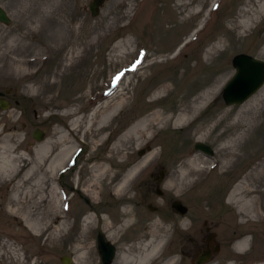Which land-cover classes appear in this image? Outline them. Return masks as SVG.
<instances>
[{
    "label": "rangeland",
    "instance_id": "374dc122",
    "mask_svg": "<svg viewBox=\"0 0 264 264\" xmlns=\"http://www.w3.org/2000/svg\"><path fill=\"white\" fill-rule=\"evenodd\" d=\"M177 1L106 0L98 15L92 16L89 8L92 0H0L11 20L8 25L0 22V94H3L0 98L10 103L7 110H0V149L9 142L18 147L17 154L32 157L43 141H58L59 133L67 134V138L61 144L56 143L55 151L61 146L72 147L69 161L53 173L44 171L39 186L32 179L40 172L30 179L24 178L25 170L3 177L6 182L0 185V264H62L63 257L70 258L71 264H98L101 259L98 232L104 236L115 233L109 239L119 248L115 264H135L124 263L122 257L141 253V243L150 234L156 240H165L164 252L154 264H161L170 256L175 264H195L206 238L211 235H215L212 247L218 252L206 264H255L259 256L264 258V211L258 214L259 221L239 224L241 221L233 219L234 211L226 204L234 177L243 164L246 171L264 158V102L259 106L256 127L250 130L246 140L248 164L239 160L229 173L220 174V168L216 167L210 173L185 181L177 173L190 154L202 152L196 150L197 143L212 149L213 153L206 158L218 159L217 135L221 128L206 135L203 127L212 125L216 115L229 109L235 112L240 106L226 105L223 91L236 72L232 64L236 55L246 54L264 61L261 56L264 18L254 22L246 34H240L235 28L239 21L237 11L247 0H221L215 7L205 9L202 24L196 30L197 25L188 20L187 13L178 14L174 10ZM105 17L114 24L84 60L78 62L75 57L64 62L63 55L67 57L68 52L53 54L54 37L58 35L53 26L55 21L78 31L82 26H95ZM187 39L191 41L184 44ZM127 40L132 47L122 56H115L116 46ZM22 45H31L32 53L10 52ZM177 48L180 50L174 54ZM32 59L37 64L26 65ZM142 59H145L143 69L122 83L120 94L125 96L126 105L119 118L102 135L89 134L83 128L71 133L67 126L70 127L73 118L64 116L66 112L84 118L83 127L85 118L100 105L99 101L112 94L116 75ZM12 60L23 63L21 69L7 68ZM116 61L122 64H115ZM71 64L75 65L69 68ZM219 77L224 79L219 96L215 103H208L198 112L197 123L189 127L176 128L170 124L166 129L156 128L147 145L133 144L126 151L124 147L118 155L112 150L117 138L135 122L153 112L167 115L170 110L176 112ZM44 83H53V89L46 92ZM159 93L161 96H156ZM160 97L158 102H151ZM253 110L250 107L244 113ZM37 130L45 134L41 142L33 138ZM149 147L156 152L155 157L138 176L166 173L161 190L167 200L164 204L155 195L154 212L130 204L141 193L136 179L124 192L116 189L123 175ZM81 150L84 153L74 164ZM99 164L107 169V174L96 177L93 170ZM19 182L20 203H13L10 209ZM43 191L45 195L59 191L63 198V211L59 215L67 217L68 228L61 235H55L59 225L55 210L44 214L37 234L26 227L17 211L32 207L33 218L38 219ZM172 198L182 200L188 209L182 221V216L170 212L168 200ZM87 216L94 220L89 227L84 222ZM244 232L248 234L249 245L246 254H240L235 246ZM82 251L88 252L87 259L76 261L75 257Z\"/></svg>",
    "mask_w": 264,
    "mask_h": 264
},
{
    "label": "bare ground",
    "instance_id": "6f19581e",
    "mask_svg": "<svg viewBox=\"0 0 264 264\" xmlns=\"http://www.w3.org/2000/svg\"><path fill=\"white\" fill-rule=\"evenodd\" d=\"M220 1L221 0H178L174 6V10H176L178 14L183 12L187 13L188 20H193L194 24L197 25L196 30H198L202 24L200 20L202 19L205 9L208 10L212 6L215 7ZM237 15H239V21L235 25V28L239 30L240 34H246L254 22H258L260 19L264 18V0H247L244 5L239 7ZM112 24L114 23H109L108 19L105 17L95 26L91 28L82 26L77 31L70 25L57 20L53 23V26L57 29L58 35L54 37L56 46L53 48L52 52L53 54H59L61 52L66 54L68 52L66 55L67 57H64L63 55L64 62L72 60L75 57L78 58V62H80L90 55L92 48L100 42L101 36L107 30H110ZM194 35H196V32ZM190 41L191 40L187 39L184 44ZM131 47L132 43L130 40L118 44L116 46L117 55L115 56H122V54L126 53L124 51L127 49L129 50ZM179 50L180 48H177L174 54ZM10 52L14 53V55L23 53L31 54L32 49L31 45H22L21 47L17 46L14 49H10ZM261 56L264 57V49L261 52ZM175 57L176 56L171 59H174ZM144 60L145 59H142L140 63L133 62L130 69L116 75L115 87L112 94L99 101L100 105L93 109L87 118H85V125L83 127L81 125H83L84 118L75 117L76 114L73 112H66L64 116L73 118L70 122V127L67 126L68 130L73 133L80 130V128H83L88 131L87 133L89 134H95V136L102 135L104 130L108 128L109 124L119 118L126 105L125 96L120 94L123 81L140 72L143 69L141 66ZM22 64L23 63H20L17 60H12L11 63L6 65V67L12 70L16 69V67L21 69ZM36 64V59L26 62V65L30 66H35ZM115 64L120 65L122 64V61H116ZM74 65L75 64H71L69 68L74 67ZM223 80L222 77L217 78L211 86L204 88L199 94L179 106L176 112L170 110V114L167 115L168 113L166 114L165 112L163 113L159 111L144 116L135 122L124 134L117 138L112 146V150L116 151V154H119V152L123 150L122 148L125 147L124 150L126 151L128 150V147L130 148L133 144L138 147H143L153 139V130L156 128L166 129L170 124L174 125L176 128L189 127L197 123L200 119L197 115L198 112L205 108L208 103H215L219 96L220 89L222 88ZM53 86V83H44L46 92H49L50 89L52 90ZM156 96H161V93ZM159 100H161V97L156 98L151 102H158ZM263 102L264 85L258 90V92H256V94L251 96L247 102L241 104L235 112H233V109L224 111L220 115L215 116L212 125L207 124L204 126L203 130L206 135L213 134L221 128V131L217 135L218 144L216 150L218 159L210 161L206 158L207 154L203 152L190 154L177 172L180 180L185 181L192 176L210 173L216 167L220 168V174L229 173L234 164L239 160L248 164V158L245 157V152H248L246 140L250 130L256 127V123L260 116L259 106ZM254 106L257 107L255 108ZM250 107H253L254 110L250 114L244 113ZM146 137H148L147 141H145ZM66 138L67 134L59 133L58 141L51 142L48 139L43 141V143L35 149L32 157H29L28 154L24 153L17 154L18 147L12 146L9 142L5 143L0 149V185L6 182V180H3V177H9L11 173H17L18 171L23 170L26 172L24 178L28 179L35 176L36 172H40L38 177H34L32 181L35 186L41 185L43 178L45 177V173H43L44 171L53 173L69 161L71 157V146H61L56 151L54 149L56 145L59 143L61 144ZM108 139L109 137L107 139L103 138L105 141ZM155 154L156 152L149 147L148 152L134 162L133 166L123 175L117 184L116 189H118V192L125 191L127 186L136 179L140 171L155 157ZM108 158L111 159V156H108ZM244 167L243 164V167L239 170V174L234 177V184L226 197V204L234 211L233 219L240 220L241 222L239 224H248L250 221H259L258 214L264 211V158L255 162L252 168H249L246 171L244 170ZM93 172L96 173V177H100L107 174V169L99 164L94 167ZM20 186L21 182L15 185L12 201L9 203L10 209L12 208L11 206L13 203L16 205L20 203ZM158 191L157 195L161 196L163 191L160 189ZM49 193L50 195L47 193L45 195L44 191L41 192L42 195L39 200L43 204V207L41 206L42 210L40 209L37 213L38 216H41L37 217L38 219L33 218L35 213H33L32 207H21L20 209H17V211L22 215L26 227L37 234L40 232V225L44 214L48 211L52 212L55 210L59 218V225L56 228L55 235H61L68 228L67 217L59 215V213H62L63 211V198L59 191H51ZM182 220L183 218L180 219V221ZM226 221L229 222V218ZM84 222L85 226L94 224L93 217L87 216ZM182 225L185 227L186 223L183 222ZM114 234L115 233L112 232L107 238H104L109 242L108 239H113L112 237ZM102 235L104 236V234ZM246 235L248 234L244 232L242 238L235 246V250L240 254H246L248 250L249 239ZM164 246V239L156 240L155 235L150 234L148 239L141 243L140 248L143 250L141 253L137 256L123 255L122 258L124 263H133V261L135 264L158 263L164 252ZM87 255L88 252L82 251L77 257H75L76 261L84 262L87 259ZM255 260L257 262L255 264H264V258L261 256ZM161 264H175V259L170 256L168 260Z\"/></svg>",
    "mask_w": 264,
    "mask_h": 264
},
{
    "label": "water",
    "instance_id": "95a60500",
    "mask_svg": "<svg viewBox=\"0 0 264 264\" xmlns=\"http://www.w3.org/2000/svg\"><path fill=\"white\" fill-rule=\"evenodd\" d=\"M106 0H92L90 3V11L92 16H97L100 7ZM0 22L3 24H10L11 20L8 17L6 11L0 6ZM233 67L236 72L233 78L225 86L223 92V99L228 106L241 105L245 103L251 96H253L264 85V61L248 56L246 54H239L233 59ZM3 96V94H0ZM10 107V103L0 98V110H7ZM45 134L37 130L33 138L39 142L43 141ZM196 150H200L206 154H212L213 151L209 146L197 143L195 145ZM84 153V150L77 156L75 162ZM63 176V175H62ZM61 176V177H62ZM159 192V191H158ZM173 208L179 211L181 214H186L187 209L181 202L176 201L173 204ZM154 210V209H153ZM155 211V210H154ZM98 249L103 261V264H110L115 255V247L107 242L102 234L98 238ZM218 249L214 251L217 253ZM211 260V254L206 253L201 256L197 264H206ZM62 264H71L72 260L68 257L61 259Z\"/></svg>",
    "mask_w": 264,
    "mask_h": 264
},
{
    "label": "flooded vegetation",
    "instance_id": "af4514ba",
    "mask_svg": "<svg viewBox=\"0 0 264 264\" xmlns=\"http://www.w3.org/2000/svg\"><path fill=\"white\" fill-rule=\"evenodd\" d=\"M139 178H136V185L138 186V189L141 190L140 195L138 198H135V200L131 201L130 204L133 205L135 208L136 207H140L141 210L144 208L145 210H147V212H154V210L156 211L157 209L154 207V196L156 195L159 198L163 199L164 204L166 203V197H165V193H162L161 196L157 195V191L164 186L165 183V179H166V173L164 171L159 172L158 174H154V173H150L148 174H141L140 176H138ZM169 205H170V212L173 215H179L182 216V218L184 217L183 214H181L179 211H177L176 209L173 208V204L176 201H179L182 203V205L187 209L186 205L184 204V202L178 198H172L171 200H168ZM153 206V207H152ZM154 209V210H153ZM188 212V209H187ZM140 221V220H138ZM100 227V226H99ZM99 230V228H98ZM101 234V232H98V236H97V244H98V238L99 235ZM104 237H108V235H105ZM215 238V235H211L208 236L205 240V245L204 248L202 250V253L199 254L196 258H195V264H197L199 258L201 256H203L205 253L209 252L210 254L213 255L214 253V249L212 247V243L213 240ZM148 239V238H147ZM108 241L110 243H112V245L115 247V255L114 258L112 259V262L110 264H115L116 262V257L118 255L119 252V248L116 246V242H112L108 239ZM99 251V249H98ZM101 257V255H100ZM98 264H103L102 258L100 259Z\"/></svg>",
    "mask_w": 264,
    "mask_h": 264
}]
</instances>
